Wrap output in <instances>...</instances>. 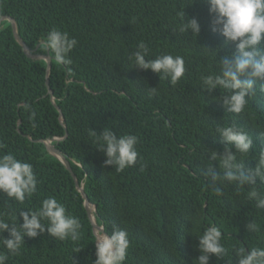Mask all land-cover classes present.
Segmentation results:
<instances>
[{
    "label": "trees",
    "instance_id": "1",
    "mask_svg": "<svg viewBox=\"0 0 264 264\" xmlns=\"http://www.w3.org/2000/svg\"><path fill=\"white\" fill-rule=\"evenodd\" d=\"M0 0V18L14 20L17 34L33 55L49 56L50 102L45 86L46 63L31 60L15 42L11 26L0 24V155L13 153L32 164L38 189L23 204L0 194V218L22 225L21 211H35L41 201L54 196L69 214L81 222V239L60 241L46 231L25 237L19 254H8L6 264H94L95 236L83 200L70 174L49 155L41 143L67 137L53 146L69 162L72 173L89 203L97 226L111 234L112 226L128 232L130 248L125 264H192L200 255L198 236L215 224L236 247H264L260 235L249 234L246 224L264 226V210L257 216L254 205L235 186L216 196L203 174L211 165L210 152L224 154L226 145L217 125L237 123L254 138V149L244 161L255 168L256 153L264 148V98L250 101L241 115L228 113L219 90L201 87V77L218 71L219 60L231 54L233 45L213 33L208 7L202 0ZM184 9L201 27L198 37L179 31ZM66 31L78 43L69 54L72 63L60 65L45 47L52 30ZM149 48L147 59L179 55L185 75L176 84L151 70L135 69L129 57L139 43ZM72 75L69 76L68 73ZM156 88L151 94L150 89ZM105 127L118 136H138L140 161L123 172L103 167L105 154L89 132L99 135ZM143 164V171H141ZM248 188L245 186V191ZM45 223H47L45 221ZM3 238H9L5 232ZM237 261L230 251L225 260Z\"/></svg>",
    "mask_w": 264,
    "mask_h": 264
},
{
    "label": "clouds",
    "instance_id": "2",
    "mask_svg": "<svg viewBox=\"0 0 264 264\" xmlns=\"http://www.w3.org/2000/svg\"><path fill=\"white\" fill-rule=\"evenodd\" d=\"M194 0H192V3ZM208 7L211 17L210 27L213 33H219L224 38V46L233 45L234 51L216 59L218 69L201 77V87L212 93L219 90L221 96L214 97L217 102L222 98L223 106L228 113L241 115L245 112L250 101L258 97L264 98V0H202ZM191 3V4H192ZM182 17L179 31L184 34L191 33L198 37L201 27L195 17L187 18L185 22L184 9L179 13ZM45 47L54 54V59L60 65H70V53L78 41L66 31L50 30L44 37ZM148 46L141 42L138 50L129 57L135 69L151 70L161 79H167L176 84L185 75V61L182 56L171 54L159 55L155 59H147ZM72 75L71 72L68 73ZM151 94L156 88L150 89ZM226 145L224 154L216 151L210 152L212 161L219 165L218 170L208 165L203 174L216 196L224 195L228 186H235L237 194H243L244 199L254 205L257 216L264 210V148H261L254 159L255 168H246L244 161L254 149V138L243 126L237 123L215 128ZM99 149L105 154L103 167L113 166L115 171L123 172L126 168L137 165L140 153L137 145L138 136L133 134L117 135L110 128L105 127L97 135L89 132ZM264 142V136L261 137ZM3 145H0L2 148ZM241 157L246 159H241ZM143 171V164H141ZM38 179L32 164L18 159L13 153L0 155V194L9 200L23 204L26 198H31L38 189ZM245 186L248 190L245 191ZM22 225H17V217L13 222L0 218V234L8 233L9 238L0 235V245L8 254H19L25 237L36 238L45 231L52 237L65 241L71 239L79 242L81 239V222L79 218L69 214L66 207L54 196H48L41 201V206L35 210L21 211ZM45 221L47 223H45ZM262 224L252 220L246 224L249 234L260 235ZM198 251L200 255L192 264H210V258L217 261L225 260L233 253L237 264H264V247L241 246L229 249L222 241L227 236L215 224H210L198 237ZM94 264H125L130 248L128 232L113 225L111 234L102 230L95 240ZM8 255L0 252V264H6ZM232 264V259H228Z\"/></svg>",
    "mask_w": 264,
    "mask_h": 264
},
{
    "label": "water",
    "instance_id": "3",
    "mask_svg": "<svg viewBox=\"0 0 264 264\" xmlns=\"http://www.w3.org/2000/svg\"><path fill=\"white\" fill-rule=\"evenodd\" d=\"M6 21L10 24L11 26V30H12V34L14 37L15 42L21 47L23 53L26 55V57H28L31 60H42L46 63V71H45V86L47 89V94L50 97V102L51 104L54 106V108L57 110L58 112V119L60 124L63 126L62 123V115L60 110L58 109V107L55 106L54 104V97L53 94L50 90V86H49V75H50V62L51 59L49 56H39V55H33L31 53V51L26 47L25 43L21 40V38L19 37V35L17 34V28H16V24L14 22V20L10 17H2L0 18V24ZM64 128V126H63ZM65 129V128H64ZM67 137V134H65L62 138H52L46 141H42L41 143L44 145L47 153L51 156H53L56 160H58L63 167L65 168V170L70 174L73 182H74V186L77 190V192L81 195V198L83 200V207L85 209L86 215L88 217L89 223L92 227V231L93 234L95 236V239L97 238V235L103 230L102 226H97V224L95 223V219L93 216V213L95 212V206L91 203H89V201L86 198V195L84 194L83 188H82V184L79 185L75 175L72 173L71 167L69 162L63 157V155L53 146L54 142H60L62 140H64Z\"/></svg>",
    "mask_w": 264,
    "mask_h": 264
}]
</instances>
